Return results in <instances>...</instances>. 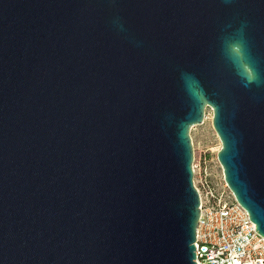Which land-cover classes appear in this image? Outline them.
I'll return each instance as SVG.
<instances>
[{"label": "water", "instance_id": "95a60500", "mask_svg": "<svg viewBox=\"0 0 264 264\" xmlns=\"http://www.w3.org/2000/svg\"><path fill=\"white\" fill-rule=\"evenodd\" d=\"M208 108L264 237V0H0V264H197Z\"/></svg>", "mask_w": 264, "mask_h": 264}, {"label": "built area", "instance_id": "2783aa9c", "mask_svg": "<svg viewBox=\"0 0 264 264\" xmlns=\"http://www.w3.org/2000/svg\"><path fill=\"white\" fill-rule=\"evenodd\" d=\"M193 171L201 211L195 242L197 264H264V237L236 201L223 170L218 178L195 161Z\"/></svg>", "mask_w": 264, "mask_h": 264}, {"label": "rangeland", "instance_id": "374dc122", "mask_svg": "<svg viewBox=\"0 0 264 264\" xmlns=\"http://www.w3.org/2000/svg\"><path fill=\"white\" fill-rule=\"evenodd\" d=\"M195 161L207 166L212 174L220 178L222 169L217 158L221 149V142L213 128V111L208 108L203 125L195 126L191 130Z\"/></svg>", "mask_w": 264, "mask_h": 264}, {"label": "clouds", "instance_id": "9594fccd", "mask_svg": "<svg viewBox=\"0 0 264 264\" xmlns=\"http://www.w3.org/2000/svg\"><path fill=\"white\" fill-rule=\"evenodd\" d=\"M232 51L233 52H235V53H237V54H239L240 52H241V48H240V46H238V45H233L232 46ZM252 77H250V79H251Z\"/></svg>", "mask_w": 264, "mask_h": 264}]
</instances>
